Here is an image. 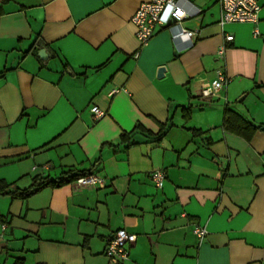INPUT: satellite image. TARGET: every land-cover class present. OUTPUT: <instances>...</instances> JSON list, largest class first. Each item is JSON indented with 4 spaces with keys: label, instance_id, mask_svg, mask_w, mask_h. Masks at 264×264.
<instances>
[{
    "label": "crops",
    "instance_id": "1",
    "mask_svg": "<svg viewBox=\"0 0 264 264\" xmlns=\"http://www.w3.org/2000/svg\"><path fill=\"white\" fill-rule=\"evenodd\" d=\"M145 1L0 5V181L105 179L0 195V264H111L121 228L137 240L119 264H264V0L257 24L224 26L219 0H181L193 42L166 22L142 46ZM220 69L229 82L203 97ZM228 111L260 128H227Z\"/></svg>",
    "mask_w": 264,
    "mask_h": 264
},
{
    "label": "built area",
    "instance_id": "2",
    "mask_svg": "<svg viewBox=\"0 0 264 264\" xmlns=\"http://www.w3.org/2000/svg\"><path fill=\"white\" fill-rule=\"evenodd\" d=\"M5 0H0V5ZM221 4V20L220 24L224 26L228 23H252L259 22V14L262 5L259 0H219ZM201 12L197 9L195 13ZM187 17V11L181 5V0H149L141 3L134 16L132 22L137 28V38L141 45H147L158 29L166 22L171 21L177 27L174 37L187 36L193 42L196 37L195 31L182 27L180 22ZM254 35L259 34L258 28L253 30ZM234 35L227 34L225 36L226 42L233 41ZM226 44L219 48V55L223 56L226 51ZM229 82V77L225 70L217 71V78L211 83H207L202 90V96L206 98L214 97L221 91ZM91 112L95 119H100L105 115V111L97 106L91 108ZM152 179L157 187H162L166 173L163 170H154L152 172ZM76 184L82 186H97L104 185L105 179L91 173L78 177L75 180ZM194 232L201 241L207 234V229L204 226H195ZM137 236L128 230L118 229L114 235L109 239L105 254L109 258L111 264H119L130 257V251Z\"/></svg>",
    "mask_w": 264,
    "mask_h": 264
},
{
    "label": "trees",
    "instance_id": "3",
    "mask_svg": "<svg viewBox=\"0 0 264 264\" xmlns=\"http://www.w3.org/2000/svg\"><path fill=\"white\" fill-rule=\"evenodd\" d=\"M233 111H228L227 112V117L225 120V125L227 128L234 130L238 133H241L247 137H250L253 132L258 130L260 127L255 126L251 124L250 122L246 121L245 119L241 117H236L233 114ZM235 118L236 122L232 123V119ZM249 129V130H248ZM165 132H162L160 136L158 137L161 139L164 136ZM92 172L90 171H82L77 174H72L69 175L66 179H60V180H48L46 178H36L34 179L35 181L31 184L30 187L26 189H20L17 187H12L9 184H6L3 181H0V195H13V196H19L22 198H26L30 196L31 194L35 193L37 190L42 188L43 186H57L61 184H66L75 181L78 177L91 174ZM2 221V218L0 216V222Z\"/></svg>",
    "mask_w": 264,
    "mask_h": 264
},
{
    "label": "water",
    "instance_id": "4",
    "mask_svg": "<svg viewBox=\"0 0 264 264\" xmlns=\"http://www.w3.org/2000/svg\"><path fill=\"white\" fill-rule=\"evenodd\" d=\"M170 23H171V21H169L168 24L165 25V27L169 26ZM41 56H42V54H41ZM165 69L166 68L163 66V67L159 68V72L162 73L163 71H165Z\"/></svg>",
    "mask_w": 264,
    "mask_h": 264
}]
</instances>
